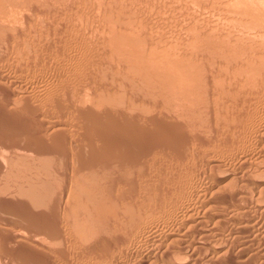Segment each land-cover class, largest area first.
Here are the masks:
<instances>
[{
    "label": "rangeland",
    "instance_id": "rangeland-1",
    "mask_svg": "<svg viewBox=\"0 0 264 264\" xmlns=\"http://www.w3.org/2000/svg\"><path fill=\"white\" fill-rule=\"evenodd\" d=\"M249 1L0 0V153L18 152V158H0V264H152L146 253L155 239L162 244L163 235L161 231L146 235L145 226L180 217L183 204L193 199V188L204 189L202 198L210 205H228L230 213L219 222L202 223L203 233H198V227L197 234L191 233L192 238L200 237L201 247L191 251L176 244L181 247L177 261L264 264V142L254 136L264 129V0ZM246 4L253 8L251 14L244 9ZM232 53L238 58H232L234 62L228 61ZM238 53L241 57L248 54L251 61L236 65L241 58ZM129 59L138 61L135 64L141 65L142 73L195 80L197 94L148 90L132 78L135 70L129 68ZM204 76L209 79L205 81ZM224 85L229 89L226 93ZM70 101H80L77 110H55L56 104ZM133 103L140 109L125 111ZM199 103L209 106L200 111ZM192 121L193 126H188ZM53 122L63 124L62 132L53 133ZM164 129L182 135L171 141L151 136ZM104 141L113 144L105 146ZM178 146L184 150L180 157L167 155V148ZM138 147H143L140 156ZM38 148L46 153H35ZM135 150L142 167H126L125 160ZM208 170L219 178L207 179L203 173ZM71 183L76 193L82 192L78 199H83V193L86 196L83 190L87 188L103 199L109 197L113 203L105 207L117 205L118 221H103L95 215L94 221H88L93 222L95 228L90 230L95 236L87 239L91 224L82 219L86 213L76 207L73 220L64 208ZM210 183H214L212 190L207 189ZM31 185L38 191L34 197L43 200L46 196L50 205L36 206L32 194L18 193ZM123 201L127 206L121 209ZM99 207L89 202L92 213ZM45 229L55 235L49 244L41 241ZM203 234L208 235L201 240ZM213 243L221 248L219 253L210 248Z\"/></svg>",
    "mask_w": 264,
    "mask_h": 264
},
{
    "label": "bare ground",
    "instance_id": "bare-ground-1",
    "mask_svg": "<svg viewBox=\"0 0 264 264\" xmlns=\"http://www.w3.org/2000/svg\"><path fill=\"white\" fill-rule=\"evenodd\" d=\"M200 1V0H199ZM250 1H253V0H250ZM249 1V2H250ZM258 1V0H257ZM261 2V1H260ZM259 3V2H258ZM263 3V2H262ZM161 5V4H160ZM226 5H227V3H226ZM229 5V4H228ZM246 5H248V4H246ZM245 5V7H244V9L246 10V12H248V13H250V12H252L251 11V8H250V6L252 5V2L248 5V6H246ZM264 5V4H263ZM211 6V5H210ZM258 6H260V5H258ZM177 7V6H176ZM206 8H207V6H206ZM253 9V8H252ZM259 9H260V7H259ZM262 10H264V8L262 9ZM230 11V10H229ZM232 12V11H231ZM263 12V11H262ZM233 14V13H232ZM235 14V13H234ZM251 14V13H250ZM41 15V14H40ZM233 16V15H232ZM251 16V15H250ZM250 16H249V18H250ZM229 18V17H228ZM248 18V17H247ZM246 18V19H247ZM248 18V19H249ZM211 19V18H210ZM247 19V20H248ZM250 19H252V18H250ZM254 20V19H253ZM249 21V20H248ZM208 22V21H207ZM233 22V21H232ZM250 22V21H249ZM253 22V21H252ZM247 24V23H246ZM213 27H215V26H213ZM211 28V27H210ZM162 29V28H161ZM212 29V28H211ZM210 29V30H211ZM227 29V28H226ZM235 29V28H234ZM199 30V29H198ZM213 30V29H212ZM223 30V29H222ZM232 31V30H231ZM177 32V31H176ZM226 32H227V30H226ZM228 32H230V31H228ZM233 32V31H232ZM205 33H207V32H205ZM210 33H212V32H210ZM235 33V32H234ZM208 34V33H207ZM213 34H214V32H213ZM212 34V35H213ZM215 35V34H214ZM221 35V34H220ZM219 35V36H220ZM228 36V35H227ZM208 37H210L209 36V34H208ZM216 37V36H215ZM201 38V37H200ZM204 38V37H203ZM214 38V37H213ZM217 38V37H216ZM221 38V37H220ZM224 38V37H223ZM226 38V37H225ZM219 40V39H218ZM208 41V40H207ZM217 42V41H216ZM184 43V42H183ZM233 45V44H232ZM115 46V45H114ZM118 46V45H117ZM117 46H116V48H117ZM210 47V46H209ZM172 51H174V50H172ZM244 51V50H243ZM245 51H247V50H245ZM244 51V52H245ZM116 52V51H115ZM114 53V52H113ZM177 53V52H176ZM175 53V54H176ZM240 53L242 54V52L240 51ZM240 53H238V55L240 54ZM244 54V53H243ZM248 54H249V52H248ZM248 54H244L241 58H239V62H237L236 63V65H238V66H242L243 64H246V63H248V62H250L251 61V56H249ZM171 56H172V54H170ZM169 55V56H170ZM237 54H234V53H232V54H230L229 55V60L228 61H230V60H232L233 61V59L232 58H234V61L236 60V59H238L237 58V56H236ZM120 56V55H119ZM118 56V57H119ZM170 56V57H171ZM182 56V55H181ZM238 56V57H239ZM183 57V56H182ZM124 58H125V56H124ZM139 58V57H138ZM184 58V57H183ZM227 58V59H228ZM264 58V57H263ZM144 59V58H143ZM168 59H169V57H168ZM175 59V58H174ZM177 60H178V57L176 58ZM180 59V58H179ZM182 59V58H181ZM227 59H225L226 61H227ZM130 61L128 62L129 64V68H131L132 70H135V74L132 76V78H134L135 80H139V83H144L145 84V86L147 85L148 87V90L149 89H155V90H158V91H160V92H162V93H165V92H168V93H177L178 95H182V96H191V94L192 95H196L197 94V84H195V80H193V79H191V78H189V77H187V78H179V79H177V80H173L172 78H163V76H160V75H157V74H155V73H153V75H149V74H146V73H142V70H141V65L140 66H137L136 64H135V62L138 64V61H134V60H132L131 61V59H129ZM176 60V61H177ZM185 60V59H184ZM224 60V61H225ZM125 61H127V59H125ZM191 61V60H190ZM225 61V64L227 63ZM233 61V62H234ZM259 62H260V60H258ZM264 61V60H263ZM262 61V62H263ZM134 62V63H133ZM175 62V61H174ZM179 62V61H178ZM181 62H183V61H181ZM231 62V61H230ZM230 62H228V65H229V63ZM115 63V62H114ZM127 63V62H126ZM180 63V62H179ZM221 63H223L222 65H224V62H220V65H221ZM264 63V62H263ZM176 64H178V63H176ZM234 64V63H233ZM127 64H126V66H128ZM219 65V64H218ZM254 66H255V64H253ZM260 65V64H259ZM172 66H174V65H172ZM171 67V66H170ZM260 67H262V66H260ZM220 68H223V67H221L220 66ZM229 68V67H228ZM258 68L259 67H257L256 69L258 70ZM214 69H216V68H214ZM227 69V68H226ZM250 69V68H249ZM264 69V68H263ZM137 70V71H136ZM140 70H141V72H140ZM155 70V69H154ZM253 70L256 72L257 70H255L254 68H253ZM252 69L250 70V72H252L253 71ZM169 71H170V69H169ZM217 71V70H216ZM219 71V70H218ZM249 72V71H248ZM248 72H247V76H249V75H251V74H249L248 75ZM218 73V72H217ZM222 73V72H221ZM256 73H258V72H256ZM255 73V74H256ZM259 73H260V71H259ZM254 74V75H255ZM209 75V74H208ZM244 76V75H243ZM242 76V77H243ZM245 76H246V73H245ZM244 76V77H245ZM247 76L245 77V79L247 78ZM253 76V75H252ZM257 76H258V74H257ZM205 77V76H204ZM203 78V77H202ZM209 79V77H205L204 79H205V81L207 80V79ZM255 78V76L252 78H248V80H250L251 81V79L253 80ZM204 79H203V81H204ZM225 79V78H224ZM201 82H202V80H200ZM238 81H240L239 79H238ZM249 81V82H250ZM200 82V83H201ZM234 82V81H233ZM242 82V81H241ZM203 83V82H202ZM239 84H240V82H238ZM199 84V83H198ZM245 84V83H244ZM140 85V84H139ZM142 85V84H141ZM227 85V84H226ZM229 85V84H228ZM238 85V84H237ZM230 86V87H229ZM228 87L231 89V85H229ZM233 86V85H232ZM240 86V85H239ZM225 87V85L223 86V88ZM241 87H242V85H241ZM241 87H239V88H241ZM225 88H227V86L225 87ZM238 88V87H237ZM238 88V89H239ZM238 89H236V90H238ZM221 90V89H220ZM219 90V91H220ZM224 90V89H223ZM219 91H215L216 93H219ZM227 91H229V89L227 88V89H225L224 91H223V93H226ZM214 92V93H215ZM213 93V94H214ZM216 93L214 94V95H212V96H217L216 95ZM231 94H232V92H230ZM235 93V92H234ZM22 94V93H21ZM222 94V93H221ZM220 94V95H221ZM219 95V98L221 97ZM224 95V94H223ZM222 95V96H223ZM236 96H237V94H235ZM18 96V95H17ZM229 96V95H228ZM233 96V95H232ZM232 96H231V98H232ZM214 97H212V98H214ZM227 97V96H226ZM21 98V97H20ZM86 98V97H85ZM157 98V97H156ZM210 98H211V96H210ZM210 98L208 97V99L210 100ZM225 98V97H224ZM231 98H229L230 100H231ZM81 99V98H80ZM79 99V100H80ZM84 99V98H83ZM207 99V98H206ZM205 99V100H206ZM208 99L206 100L207 102H208ZM217 99H218V97H217ZM216 99V100H217ZM20 100V99H19ZM85 100V99H84ZM155 100V99H154ZM230 100H228V101H230ZM17 101H18V99H17ZM81 101V103L83 102V100L81 99L80 100ZM80 101H76V102H69V103H67V105L65 104H63V103H58V104H56V106H55V110L56 111H58V110H62V112H63V110H66V109H73L74 111L75 110H77V108H78V106H79V104H80ZM206 101H204V102H206ZM214 101H215V99H214ZM213 101V99H212V103L214 102ZM227 101V100H226ZM226 101L223 103V104H225L226 103ZM85 102V101H84ZM152 102V101H151ZM175 102V101H174ZM196 102V101H195ZM203 102V103H204ZM210 102V101H209ZM208 102V103H209ZM222 102V101H221ZM18 103V102H17ZM21 103V102H20ZM178 103V102H177ZM208 103H207V106H209L210 105V103H209V105H208ZM218 103H220V102H218ZM78 104V105H77ZM176 104V103H175ZM131 105H133V106H131V108H127L125 111H128L129 113L131 112H134V111H136L137 110V108L138 109H140V107L139 106H137V108L135 107L137 104L136 103H133V104H131ZM177 105V104H176ZM199 105L201 106V103H199ZM217 105V103L215 104V106ZM83 106H84V104H83ZM178 106V105H177ZM198 106V105H197ZM199 106V107H200ZM205 107H207L206 106V104L204 105ZM204 106H203V104H202V106H201V108H199V107H197L200 111H202L201 109H202V107L204 108ZM215 106H213V107H215ZM219 106H222V103H221V105H219ZM218 106V107H219ZM217 107V108H218ZM212 108V107H211ZM221 108V107H220ZM193 109H194V107H193ZM192 109V110H193ZM195 109H196V107H195ZM195 109L193 110V112L195 111ZM197 109V110H198ZM205 109V108H204ZM203 109V110H204ZM51 110V109H50ZM134 110V111H133ZM197 110H196V112H197ZM199 110H198V112H199ZM59 111V112H60ZM206 111H209V109L208 110H206ZM212 111H214V110H212ZM128 112H126V113H128ZM190 112L192 113V111L190 110ZM189 112V113H190ZM196 112L194 113L195 115H196ZM96 113V112H95ZM204 113H206V112H204ZM204 113H202L203 115H202V117L204 116ZM186 114H188V112H186ZM195 115H193V116H195ZM186 116V115H185ZM181 117H183V116H181ZM180 117V118H181ZM186 117H189V115L188 116H186ZM201 117V115L199 116V118L197 117V121H200L199 119H201L200 118ZM127 118V117H126ZM190 118H191V115H190ZM190 118H188V119H190ZM193 118V117H192ZM183 119H184V117H183ZM195 120V119H194ZM193 120V121H194ZM196 120L194 121V122H196ZM193 121L192 122H190L189 123V125L188 126H193L191 123H193ZM235 121V120H234ZM59 122V121H58ZM204 122V121H203ZM253 122V121H252ZM173 123V122H172ZM137 124V123H136ZM139 124V123H138ZM201 124H204V123H201ZM63 125V124H62ZM61 123H52L51 125H50V128L52 129V131H53V133L54 134H56V133H60V131H61ZM128 125V124H127ZM177 125V124H176ZM175 125V126H176ZM252 125V124H251ZM250 125V126H251ZM138 126V125H137ZM142 126V125H141ZM144 126V125H143ZM257 126H259V125H257ZM200 127V126H199ZM199 127H198V129H199ZM131 128H133V127H131ZM188 128V127H187ZM192 128H194L195 129V126L194 127H192ZM264 128V127H263ZM134 129V128H133ZM140 129H141V127H140ZM249 129V128H248ZM247 129V130H248ZM196 130V129H195ZM220 130V129H219ZM257 130V129H256ZM146 131V130H145ZM188 131H190V130H188ZM62 132V131H61ZM190 133V132H189ZM243 133V132H242ZM151 134V133H150ZM188 134V133H187ZM251 134V133H250ZM182 135V133L181 132H177V131H175V130H168V129H164V130H160V131H153L152 132V134H151V136H154V138H155V136H157V137H161L162 139L164 138V139H173V138H176V137H179L180 138V136ZM242 135V134H241ZM60 136V135H59ZM254 136H256L258 139H259V142H261V141H263L264 142V129H259L257 132H255V135ZM183 137V136H182ZM181 137V138H182ZM55 138V137H54ZM53 138V139H54ZM159 138H157V139H159ZM184 138H185V135H184ZM233 138V137H232ZM242 138H243V136H242ZM57 139V138H56ZM56 139L54 140L55 142H56ZM59 139L60 138H58L57 140H58V142H60L59 141ZM157 139H155V140H157ZM251 139V138H250ZM256 139V138H255ZM258 139H256V140H258ZM170 140V141H171ZM178 139H176L175 141H177ZM179 140H181V142H183V139H179ZM261 140V141H260ZM151 141V140H150ZM154 141V140H153ZM105 142V141H104ZM103 142V143H104ZM167 143H168V141H166ZM173 142V141H172ZM178 142V141H177ZM242 142H243V140H242ZM258 142V141H257ZM12 143V142H11ZM38 143V142H37ZM54 143V142H53ZM166 143V144H167ZM192 143V142H191ZM194 143V142H193ZM246 143V142H245ZM105 144V146L107 145V146H111L113 143H111V141L110 142H105L104 143ZM154 144V143H153ZM165 144V143H164ZM171 144H173V143H171ZM201 144V143H200ZM230 144V143H229ZM263 144V143H262ZM37 145V144H36ZM217 145V144H216ZM234 145V144H233ZM253 145V144H252ZM144 146H147V145H144ZM143 146V147H144ZM148 146H149V144H148ZM186 146V145H185ZM198 146V145H197ZM238 146V145H237ZM143 147H138V149L140 150V148H143ZM150 147V146H149ZM222 147V146H221ZM262 147V146H261ZM264 147V146H263ZM186 148V147H185ZM194 148V147H193ZM224 148V147H223ZM146 149V148H145ZM145 149H143V152H145ZM159 149V148H158ZM195 149V148H194ZM198 149V148H197ZM230 149H232V148H230ZM258 149V148H257ZM15 150V149H14ZM35 150V149H34ZM139 150H138V156H140V153H141V151L142 150H140V152H139ZM148 150V149H147ZM150 150V149H149ZM148 150V151H149ZM217 150V149H216ZM31 151H33L32 149H31ZM167 155L168 156H170V157H180L182 154H183V152H184V150L180 147V146H178V147H169V148H167ZM236 151V150H235ZM16 152V151H15ZM135 152H136V150H135ZM135 152L133 151V154H135ZM216 152V151H215ZM240 152H242V153H245V152H243V151H240ZM252 152V151H251ZM18 153V152H17ZM17 153H15V154H13V153H11L10 155H4L3 154V152H1L0 154H1V157L0 158H4L3 160H5V158H9V159H12L14 156L16 157V156H18L17 155ZM21 154H22V152H20ZM35 153H37V154H42V153H46V151H43L42 149H39L38 148V150H35ZM153 153V152H152ZM189 153V152H188ZM8 154V153H7ZM133 154H132V157H134L133 156ZM190 154V153H189ZM14 155V156H13ZM136 156H137V152H136V154H135ZM142 155V154H141ZM152 155V154H151ZM210 155H212V154H210ZM209 155V156H210ZM246 155V154H245ZM9 156V157H8ZM20 156V155H19ZM138 156H137V158L136 157H134L135 159H133L132 157V159L131 158H129L128 159V162L125 160V162H124V160H123V162L125 163V164H123V165H125L126 167L128 166V165H130V166H135V168L137 167H142V165L143 164H141L142 163V161L141 160H139V159H141V158H138ZM184 156V155H183ZM182 156V157H183ZM215 156V155H214ZM238 156H240L239 154H238ZM243 156V155H242ZM14 157V158H15ZM127 157H130V155L129 156H127ZM148 157V156H147ZM146 157V158H147ZM185 157V156H184ZM184 157H183V160H184ZM235 157V156H234ZM248 157V156H247ZM255 157V156H254ZM16 158H18V157H16ZM205 158V160H206V156L204 157ZM210 158V157H209ZM239 158V157H238ZM240 158H241V156H240ZM114 159V158H113ZM124 159H125V157H124ZM186 159V158H185ZM199 159H201V158H199ZM211 159V161H214V159L212 160V158H210ZM236 159V158H235ZM245 159L246 158H244V161H245ZM249 158H247V160H248ZM252 159V158H251ZM260 159V158H259ZM3 160H1V161H3ZM14 160V159H13ZM15 160H17V159H15ZM115 160V159H114ZM113 160V161H114ZM143 160V159H142ZM178 160H180V159H178ZM239 160V159H238ZM242 160V159H241ZM104 161V160H103ZM121 161V160H120ZM138 161H139V163H138ZM181 161V160H180ZM207 162H208V159L206 160ZM210 161V160H209ZM244 161H241V162H244ZM261 161V160H260ZM15 162H18V161H15ZM28 162V161H27ZM177 162V161H176ZM199 162V161H198ZM216 162H217V160H216ZM250 162V161H249ZM252 162V161H251ZM2 163V162H1ZM5 163V162H4ZM8 163V162H7ZM98 163V162H97ZM119 163V162H118ZM129 163V164H128ZM206 163V162H205ZM238 163H239V161H238ZM244 163H246V162H244ZM259 163V162H258ZM14 164V163H13ZM24 164H25V162H24ZM88 164H91L90 162L88 163ZM93 164V163H92ZM100 164V163H99ZM99 164H98V166H99ZM121 164V163H120ZM207 164V163H206ZM141 165V166H140ZM194 165V164H193ZM212 165V164H211ZM211 165H210V167H211ZM243 165V164H242ZM241 165V166H242ZM250 165V164H249ZM92 166V165H91ZM94 166V165H93ZM101 166V165H100ZM105 166V165H104ZM183 166V165H182ZM185 167H186V163H185V165H184ZM88 167V166H87ZM90 167V166H89ZM207 167H209V165H207ZM207 167H205V168H207ZM25 168V167H24ZM28 168V167H27ZM35 168V167H34ZM92 168V167H91ZM99 168V167H98ZM115 168V167H114ZM124 168V167H123ZM21 169V168H20ZM80 169V168H79ZM12 170V169H11ZM85 170H86V168H85ZM84 170V171H85ZM87 171V170H86ZM203 171V170H202ZM209 172H207V171H205L206 173H203L206 177H207V179L209 178V180H213L214 179V177L215 178H217L218 176H213V175H211V171L210 170H208ZM23 172V171H22ZM73 172V171H72ZM90 172V171H89ZM83 173H85V172H83ZM93 173V172H92ZM18 174V173H17ZM186 174H188V173H186ZM16 175V174H15ZM75 175V174H74ZM184 175V174H183ZM15 178V177H14ZM31 178H32V176H31ZM169 178V177H168ZM180 178V177H179ZM203 178H205V177H203ZM219 178V177H218ZM13 179V178H12ZM17 179V178H16ZM78 179V178H77ZM194 179V178H193ZM73 180V182H74V180H76V178L75 179H72ZM22 181H24V180H22ZM81 181V180H80ZM80 181H78L79 183H80ZM217 181V180H216ZM72 182V181H71ZM99 182V181H98ZM156 182V181H155ZM206 182H208L207 180H206ZM213 182V181H212ZM74 183H76V182H74ZM74 183H71L72 185L69 187V190H68V193H67V195L65 196L66 198H65V200L63 201L64 202V208H66V209H68L69 211H68V215L74 220V216H75V208L76 207H81V210H83L82 211V213L83 214H85L86 216H87V218H84L85 217V215L84 216H82V219H83V221L84 222H87L86 224L87 225H92V223H90V224H88V221H90V220H95V218H94V216L96 215V216H98V217H102L103 218V221H113L114 219H115V222H117L118 220H116V217L119 215V214H121V212H117V210L115 209L116 207H117V205L116 206H113L114 207V209L112 208V209H107L105 206H109V204H112L113 202H112V200L108 197L107 198V196H106V198H104L106 201H107V204L108 205H104V203H106V202H104V199L102 198L103 196H102V194H94V193H91L92 191H91V189H90V191L88 190V188L86 189V188H84V189H86V191L85 190H83L84 192H86L85 194H86V196L84 197V193L82 194V197H83V199H78V193L81 195V193L80 192H77L76 193V189L74 188V186H73V184ZM78 183V184H79ZM95 183V182H94ZM97 183V182H96ZM199 183V182H198ZM36 184V183H35ZM78 184H77V186H78ZM93 184V183H92ZM214 184V183H213ZM212 183H210L208 186H207V189L208 190H212L213 189V187H214V185H213ZM20 185V184H19ZM99 185H101V184H99ZM32 186V188H23V190H22V193H21V189H20V192H18V193H20V194H23V195H30V194H32V201H34V204L36 205V206H40V207H47L48 205H50V204H48V201H49V199H47V201H46V199H45V197H44V201L41 199V197L40 198H38V196H36V198L34 197V195H36V194H38V193H36V192H38L37 190H34L33 189V185H31ZM35 186V185H34ZM81 186V185H80ZM157 186V185H156ZM174 186V185H173ZM101 187V186H100ZM99 187V188H100ZM197 187V186H196ZM220 187V186H219ZM35 188H36V186H35ZM17 189V188H16ZM37 189V188H36ZM43 191L45 190V191H47L48 189L47 188H41ZM93 189V188H92ZM97 189V188H96ZM96 189H94L95 191H96ZM34 190V191H33ZM188 190V189H187ZM204 189H202V190H200V189H194L193 188V196L191 197V194L189 195L191 198H193L192 200H194V201H192L191 199H189L186 203H184L183 204V206H182V208L183 209H181L182 210V214L180 215V217H174L172 220H170L169 222H159V223H156V222H154V223H149L148 225H146L145 226V230H146V235H149V234H153L154 236L159 232V231H161V233H162V238H163V241H162V244H158L159 242H160V239H155L154 240V242H153V244H152V246L153 247H151L150 249H149V251L146 253L147 254V257H150L151 256V259L153 260V262L151 261V263L152 264H180V263H182V262H180V261H177V259L178 258H176V257H178L177 255H178V253L180 254V251H179V249L181 248V247H179V245H176V244H183L184 245V247L186 248V250L187 249H189V250H194V248L196 249V248H199V247H201V245H202V241L200 242L199 241V239H200V237H198L197 239H195L194 237L192 238L191 237V233L193 232V233H195V234H197L196 232H197V227L199 228V231H198V233H203V230H201L200 229V227H201V225H202V223H204V222H211V223H216V222H219V221H221V219L223 218V217H227V214H229L230 212H228L227 211V208H228V205H227V207H224V206H214V205H210V204H212L211 203V201H206L205 199H203L204 197H205V193H204V191H203ZM218 190V189H217ZM17 191H19V190H17ZM74 191H75V193H74ZM82 191V190H81ZM95 191H93V192H95ZM101 191V190H100ZM223 191V190H222ZM97 192V191H96ZM102 192V191H101ZM168 192V191H167ZM174 192V191H173ZM183 192V191H182ZM181 192V193H182ZM185 192V191H184ZM192 192V191H191ZM190 192V193H191ZM237 192V191H236ZM235 192V193H236ZM45 193V192H44ZM61 193V192H60ZM204 193V194H203ZM208 193V192H207ZM61 194H63V193H61ZM77 194V195H76ZM176 194H178V193H176ZM176 194L174 195V196H176ZM180 194V193H179ZM217 194V193H216ZM5 195V194H4ZM12 195V194H11ZM17 195V194H16ZM46 195V194H45ZM108 195V194H107ZM172 195V196H173ZM182 194H180L179 196H181ZM186 195H188V194H186ZM204 195V196H203ZM212 195H213V193H212ZM62 196V195H61ZM110 196H111V193H110ZM183 196H184V194H183ZM182 196V197H183ZM252 196H253V194H252ZM30 196H29V198H31ZM69 197H71V199H69ZM203 197V198H202ZM206 197H209V196H207L206 195ZM251 197V196H250ZM258 197V196H257ZM256 197V203L259 205V202H260V200L258 199ZM33 198H34V200H33ZM38 198V200H35V199H37ZM47 198V197H46ZM50 198V197H49ZM62 198V197H61ZM79 198H81V197H79ZM176 198V197H175ZM39 199H41V200H39ZM59 199H60V197H59ZM103 199V200H102ZM195 199H196V201H195ZM199 199H202V200H199ZM206 199H211V198H206ZM179 200V199H178ZM181 200V199H180ZM183 200V199H182ZM254 200V201H255ZM31 201V202H32ZM98 201H100V204L98 203ZM125 201H126V199H125ZM171 201V200H170ZM173 201H174V199H173ZM192 201V202H191ZM197 201H198V205H196L197 204ZM253 201V202H254ZM50 202H52V201H50ZM58 202V201H57ZM89 202H91L92 203V205L93 206H96L97 208L99 207V206H101V207H99L100 208V210L98 211V212H96L95 214L94 213H92L89 209H88V206H89ZM98 203V205H96L97 203ZM102 202H104V203H102ZM122 202V201H121ZM127 202V201H126ZM33 203V202H32ZM261 203V202H260ZM102 204V205H101ZM115 204V203H114ZM152 204H154V203H152ZM193 204H194V206H193ZM256 204V205H257ZM172 205H173V203H172ZM196 205V206H195ZM263 205V204H262ZM262 205H260V207L262 208ZM105 208H104V207ZM126 206H127V203H125L124 201H123V203L122 204H120V206H119V208H126ZM151 206V205H150ZM149 206V207H150ZM159 206V205H158ZM157 206V207H158ZM174 206V205H173ZM264 206V205H263ZM50 207V206H49ZM230 207V206H229ZM236 207V206H235ZM104 209V210H101V209ZM238 208H240V207H238ZM259 208V207H258ZM157 209V208H156ZM196 209H197V211H196ZM233 209V208H232ZM236 209H237V207H236ZM264 209V208H263ZM24 210V209H23ZM27 210V209H26ZM26 210H25V212H26ZM151 210V209H150ZM228 210H230V209H228ZM259 210V209H258ZM27 211H29V210H27ZM46 211V210H45ZM78 211H80V210H78ZM77 211V212H78ZM154 211H156V210H154ZM162 211V210H161ZM236 211V210H235ZM20 212H22V211H20ZM30 212V211H29ZM85 212V213H84ZM195 212H196V215H195ZM238 212V211H237ZM24 213V212H23ZM92 213V214H91ZM138 213V212H137ZM233 213V212H232ZM28 214V213H27ZM26 213H25V215H27ZM140 214V213H139ZM152 214V213H151ZM234 214V213H233ZM233 214L232 215H230V216H233ZM236 214V213H235ZM24 215V214H23ZM148 215V214H147ZM198 215V216H197ZM121 216V215H120ZM122 216H123V214H122ZM153 216V215H152ZM195 216V217H194ZM197 216V217H196ZM241 216V215H240ZM97 217V219H99ZM148 217H149V215H148ZM101 218V219H102ZM119 218V217H118ZM123 218V217H122ZM122 218H120V219H122ZM130 218H133V214H131L130 215ZM96 219V220H97ZM146 220V219H145ZM165 220H167V219H165ZM223 220H224V218H223ZM249 220H247V222H248ZM40 222V221H39ZM96 222H98V221H96ZM95 222V223H96ZM244 222V221H243ZM94 223V224H95ZM99 223V222H98ZM101 223V222H100ZM34 224L36 225V223L34 222ZM40 224V223H39ZM38 224V225H39ZM42 224V223H41ZM40 224V225H41ZM44 224V223H43ZM48 224V223H47ZM51 224V223H50ZM109 224V223H108ZM113 224V223H112ZM39 225V226H40ZM90 225V227L91 228H88L89 230L91 229H94L95 227H94V225H92L91 226ZM97 225V224H96ZM99 225V224H98ZM107 225V224H106ZM105 225V226H106ZM115 225V224H114ZM246 225H248V224H246ZM37 226V225H36ZM36 226H35V228H36ZM44 226H46L45 224H44ZM43 226V227H44ZM100 226V225H99ZM111 226V225H110ZM139 226V225H138ZM47 227H49V226H47ZM47 227H45V228H47ZM92 227H94V228H92ZM102 227V226H101ZM100 227V228H101ZM112 227H113V225H112ZM115 227H117V226H115ZM244 227H245V225H244ZM39 230L42 228V227H37ZM99 228V227H98ZM108 228V227H107ZM43 229L44 228H42V231H43ZM50 229V228H49ZM49 229H45L46 230V232L47 233H42L41 231V233L40 234H44V238L43 239H41V241L43 240V242L45 241V242H47V244H49L48 243V241H50V240H55V235H53L51 232H50V230ZM97 229V228H96ZM95 229V230H96ZM112 229V228H111ZM115 229V228H114ZM148 229V230H147ZM44 230V231H45ZM53 230V229H52ZM89 231L86 235H88V236H86V238L88 239V238H91L92 236H95L94 234V230L93 231ZM142 230H143V228H142ZM144 230V231H145ZM113 231V230H112ZM143 231V232H144ZM206 231V230H205ZM21 232V231H20ZM35 232V231H34ZM135 232V231H134ZM208 232V231H207ZM17 233V232H16ZM112 233H114V232H112ZM24 234V233H23ZM30 234V233H29ZM32 234H34V233H32ZM32 234H30V235H32ZM85 234V233H84ZM99 234V233H98ZM104 234V233H103ZM102 234V235H103ZM108 234V233H107ZM19 235V234H18ZM101 235V236H102ZM109 235V234H108ZM204 235V234H203ZM201 236V240H202V237H203V239H205L204 237L205 236H207V235H204V236ZM27 236V235H26ZM37 236V235H36ZM41 236H43V235H41ZM96 236H97V234H96ZM145 236V235H144ZM193 236V235H192ZM33 237V236H32ZM38 237V236H37ZM36 237V238H37ZM143 237V236H142ZM209 237V236H208ZM139 238V237H138ZM25 239V238H24ZM30 239V238H29ZM47 239H49V240H47ZM38 240H40V239H38ZM140 240V239H139ZM35 241V240H34ZM37 242V241H36ZM51 242V241H50ZM101 243V242H100ZM170 244H172V245H174V246H169ZM206 244V243H205ZM204 244V245H205ZM210 245V248L213 250V251H215V252H218L219 253V251L221 250V248L220 247H217L216 245H214V243L213 244H209ZM46 245H44V247H45ZM156 246V247H155ZM163 246V248L164 247H166L167 249H170V250H165V249H161V247ZM229 247V246H228ZM227 247V248H228ZM226 248V249H227ZM88 249V248H87ZM160 249H161V251H160ZM241 249V248H240ZM243 249V248H242ZM228 250V249H227ZM235 250V249H234ZM10 252V251H9ZM88 252V251H87ZM227 252V251H226ZM234 253V252H233ZM28 254V253H27ZM27 254L25 255V258H26V256H27ZM230 254H232V253H230ZM29 255V254H28ZM89 255V254H88ZM23 256V255H22ZM181 256V255H180ZM24 257V256H23ZM32 257V256H31ZM34 257V256H33ZM32 257V258H33ZM174 257H175V259H174ZM29 258L30 257H28L27 259L29 260ZM32 258H30V260L32 259ZM35 258V257H34ZM38 258V257H37ZM37 258H35V259H37ZM34 259V260H35ZM39 260V259H38ZM38 260H35V261H38ZM109 260V259H108ZM137 264H141V262H138Z\"/></svg>",
    "mask_w": 264,
    "mask_h": 264
}]
</instances>
